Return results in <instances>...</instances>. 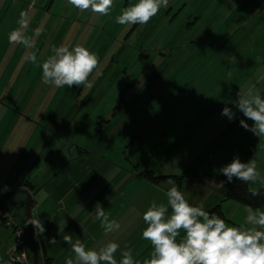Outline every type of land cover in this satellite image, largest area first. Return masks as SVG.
Returning <instances> with one entry per match:
<instances>
[{
    "label": "crops",
    "instance_id": "obj_1",
    "mask_svg": "<svg viewBox=\"0 0 264 264\" xmlns=\"http://www.w3.org/2000/svg\"><path fill=\"white\" fill-rule=\"evenodd\" d=\"M54 1L0 0V97L7 89L6 82L32 81V66L41 65L50 56L48 34L56 32L59 36L65 31L64 22L51 25L50 18L81 13L72 5L67 11L68 0H56L64 1V8L51 12ZM206 1L209 7L212 2L211 7L221 17L219 31L226 30L229 19H233L232 29L224 31L219 41L224 51L218 58L204 59L206 67L200 73H188V83L182 85L186 86L182 89L185 96L161 105L151 122L141 125L136 116L123 120L121 132L132 130L137 134L143 130L140 136L115 140L96 127L93 134L99 133L100 138L86 142L84 135H93L89 131L94 120H90L93 123L89 127L80 111L73 118L74 127L58 126L67 138L79 133L74 136L75 142L89 150L83 153L85 149L80 148L82 153L75 155L71 152L76 147L72 141L51 134L50 120L44 121L38 114V118L29 117L35 115L32 111L37 93L31 91L23 106L5 107L0 103V197L16 189H26L32 195V210L45 227L43 233L35 230L38 264H66V258L75 259L70 245L63 241L67 234L72 235L73 242L79 238L86 249L98 250L109 241L117 242L121 250L128 246L134 259L142 264L152 251L150 242L141 238L147 227L143 213L153 201L167 203L169 179L175 181L191 205L202 204L206 211L219 205L229 226L245 223L249 206L224 198L239 180L234 178L228 183L219 169L238 155L242 162L254 159L264 175V136L244 129L239 122L246 118L231 103L239 92L264 98V0ZM119 2L114 0V5ZM22 11L29 13L25 35L33 39V48L8 40V34L19 27ZM74 23L68 25L69 30ZM38 28L39 34L35 32ZM31 52L37 55L36 64L25 59ZM196 69L197 65L192 70ZM26 92L24 88L23 96ZM225 106L235 112L231 121L221 115ZM123 109L128 106L124 104ZM97 118H92L96 125ZM247 123L251 126L252 121ZM116 145L121 146L120 151ZM143 171L165 177L152 183L140 174ZM220 181H224L223 186ZM10 197L5 206L9 204L16 221L22 223L25 195ZM97 202L120 223L119 230L105 234L100 222H93ZM259 208L264 210V206ZM183 235L181 230L178 241ZM52 238L57 242L51 244ZM11 242V231L0 223V264H15L7 254ZM115 258L119 264L120 250Z\"/></svg>",
    "mask_w": 264,
    "mask_h": 264
},
{
    "label": "rangeland",
    "instance_id": "obj_2",
    "mask_svg": "<svg viewBox=\"0 0 264 264\" xmlns=\"http://www.w3.org/2000/svg\"><path fill=\"white\" fill-rule=\"evenodd\" d=\"M137 2L138 0H120L111 9L110 16L89 14L91 10H88L76 15L65 14L50 18L51 25L64 22L65 26L64 33L60 32L59 36L56 32L48 34L51 43L50 56L54 54V46L65 45L71 50L77 44L98 55L99 67L89 77L93 85L91 88L83 85L71 88L54 87L43 82L40 65H33L32 81L6 82L7 89L0 97L1 105L23 106L31 91L37 93L39 96L34 98L32 111L35 115L29 117L38 118V114L44 121L50 120L51 134L61 135V138L72 141L76 147L71 152H75V155L82 153L81 149L84 148L75 142L74 136L77 137L79 133H73L74 136L68 139L62 130L59 131L58 126L62 128L69 124V127H74L73 118L80 111L89 122L88 126L95 123L92 118H100H97V125L93 123L89 135L93 134L96 127H101L115 140L140 136L143 130H138L137 134L132 130L125 134L121 132L123 120L136 116L135 119L142 122L141 125L149 123L161 105L171 104L185 96L186 86L182 85L188 83L187 74L200 73L206 67L204 59H214L222 55L224 50L219 41L224 31L232 29L233 19H229V26L224 27L226 30L219 31L221 17L211 7L212 2L209 7L206 0H169L168 7H162L145 25L117 24L116 17ZM67 5L68 11L70 6ZM63 8L64 1L55 0L51 12ZM70 23L74 25L69 30ZM195 65L197 69L192 70ZM168 78L172 79L167 80ZM24 88H27L25 96ZM124 104L128 106L127 110L123 109ZM90 120L94 121L91 123ZM84 137L86 142H92L100 138V134L90 137L86 134ZM84 149L83 153L89 152L88 148ZM115 149L120 151L121 146L116 145ZM6 206L13 213L9 204Z\"/></svg>",
    "mask_w": 264,
    "mask_h": 264
},
{
    "label": "clouds",
    "instance_id": "obj_3",
    "mask_svg": "<svg viewBox=\"0 0 264 264\" xmlns=\"http://www.w3.org/2000/svg\"><path fill=\"white\" fill-rule=\"evenodd\" d=\"M81 12H91L108 16L114 6V0H68ZM169 0H138L137 3L125 8L116 17L119 25L132 26L147 24L160 9L167 8ZM19 27L8 34L10 44H23L25 48H33L34 41L25 35L29 26V13L22 11L17 21ZM41 29H36L39 34ZM53 55L40 65L44 83L61 88L67 86H85L91 88L89 77L99 67V57L86 47L77 44L71 50L65 45L53 47ZM25 59L33 64L37 63V55L31 52ZM235 60V57H232ZM237 99L232 101L235 107L246 118L240 120V125L254 135L264 136V98L259 94L249 92L247 95L239 92ZM221 115L229 121L235 118V112L225 106ZM251 120V126L247 123ZM228 183L233 179L249 185V192L253 196L261 194L264 188V175L257 168L256 161L250 159L242 162L239 156L219 169ZM171 187L166 192L167 203L151 202L143 213V221L147 227L142 231V239L149 241L152 246L150 258L142 264H264V210L261 208H247L245 223L240 226H229L221 216L204 210L202 204L193 206L185 198L174 180L166 181ZM224 181H220L223 186ZM259 185L260 187H255ZM94 220L99 221L105 234L120 229V223L110 218L103 206L95 204ZM171 209V212H169ZM35 230L45 231L39 215L31 210L28 219ZM181 230L184 235L181 236ZM65 244L70 245L75 259L66 258V264H118L115 254L121 253L119 264H140L135 260L132 249L125 246L123 250L117 242L109 241L97 249H86L85 244L77 238L73 242L71 234L63 237ZM56 239L50 240L51 244Z\"/></svg>",
    "mask_w": 264,
    "mask_h": 264
},
{
    "label": "trees",
    "instance_id": "obj_4",
    "mask_svg": "<svg viewBox=\"0 0 264 264\" xmlns=\"http://www.w3.org/2000/svg\"><path fill=\"white\" fill-rule=\"evenodd\" d=\"M145 179L149 180L152 183H159L161 179H163L165 176H156L153 174V172L151 171H143L140 173ZM249 185L245 184L241 181H237L234 185H232L225 193H224V198L225 199H232V200H237L249 207L252 208H259V207H263L264 206V188H261V194L257 195V196H253L251 195V193L249 192ZM0 207L8 210L13 217L15 218V215L8 209V207L5 206V203L3 205H1ZM210 213H215L219 216H221V218H223L225 220V216L220 208L219 205H216L212 208H210L209 210H207ZM23 227H26V221H25V217H23L22 219V223H20ZM37 239V236H36ZM37 241V240H36ZM27 243H28V239H27ZM28 254H29V258L32 264V254H31V250L29 248V244H28Z\"/></svg>",
    "mask_w": 264,
    "mask_h": 264
},
{
    "label": "built area",
    "instance_id": "obj_5",
    "mask_svg": "<svg viewBox=\"0 0 264 264\" xmlns=\"http://www.w3.org/2000/svg\"><path fill=\"white\" fill-rule=\"evenodd\" d=\"M34 204L32 203L33 207ZM0 223L11 231L12 242L7 254L11 262L15 264H31L28 254L26 227L16 221L13 215L0 207Z\"/></svg>",
    "mask_w": 264,
    "mask_h": 264
},
{
    "label": "water",
    "instance_id": "obj_6",
    "mask_svg": "<svg viewBox=\"0 0 264 264\" xmlns=\"http://www.w3.org/2000/svg\"><path fill=\"white\" fill-rule=\"evenodd\" d=\"M18 193H22L25 195L24 214L26 221V234H27L29 248L32 254V264H38L39 248L35 237V229L30 223H28V219L31 216V210H32L31 207L32 195L26 189H16V190L7 191L0 197V206L3 205L11 195Z\"/></svg>",
    "mask_w": 264,
    "mask_h": 264
}]
</instances>
